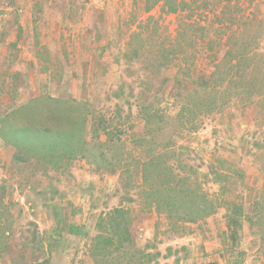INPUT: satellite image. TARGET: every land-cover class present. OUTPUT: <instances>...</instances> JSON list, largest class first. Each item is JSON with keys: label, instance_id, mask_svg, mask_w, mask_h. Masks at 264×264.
Segmentation results:
<instances>
[{"label": "rangeland", "instance_id": "rangeland-1", "mask_svg": "<svg viewBox=\"0 0 264 264\" xmlns=\"http://www.w3.org/2000/svg\"><path fill=\"white\" fill-rule=\"evenodd\" d=\"M145 1L0 0V117L39 95H72L88 101L90 124H108L134 163L144 158L139 149L133 153L144 124L139 109L151 103L176 114L179 68L174 63L154 73L143 58H125L132 32L150 35L158 22L174 35L180 17L189 16L207 28L197 59L207 74L233 32L250 23L252 34L264 35V0H187L191 7L178 13H162L160 4L145 11ZM210 38L219 39L213 50ZM258 49L264 51V38ZM239 96L243 102L232 100L197 131L185 132L194 163L202 162L204 188L219 206L178 230L142 206L124 171L98 170L79 158L66 170L37 172L15 162V148L0 140V264H95L99 222L118 206L129 210L136 248L161 251L158 264H264V236L246 218L253 199H264V95H256L253 109L241 106L249 95ZM235 211L242 219L236 240L227 229Z\"/></svg>", "mask_w": 264, "mask_h": 264}, {"label": "trees", "instance_id": "trees-1", "mask_svg": "<svg viewBox=\"0 0 264 264\" xmlns=\"http://www.w3.org/2000/svg\"><path fill=\"white\" fill-rule=\"evenodd\" d=\"M146 1L145 11L157 4L162 13L191 7L187 0ZM155 26L150 35L141 30L132 32L124 56L128 60L143 58L144 69L152 68L154 73L175 63L179 68L174 79L179 109L176 114H168L154 104L141 105L144 124L135 141L140 147L134 145L133 153L139 149L144 158L134 157V163H128L130 156L121 139L104 122L90 124L92 109L88 101L72 95H39L12 107L0 117V140L15 148V162L33 171L66 170L79 158L98 170L124 171L128 185L138 188L142 206L164 214L171 227L178 230L179 224L202 221L219 206L204 188L199 170L202 162L194 163L197 157L189 142L183 140L185 132L197 131L206 117L223 112L239 95H249L241 106L253 109L256 95H264V51L258 49L264 35L261 31L252 34L250 23L233 32L207 74L197 68L199 45L207 37L205 25L181 16L174 35L160 31L158 22ZM209 43L208 50H213L219 39L210 38ZM120 95L114 93L116 98ZM100 133L105 134L104 140ZM252 203L253 212L246 218L253 232L264 236V199L255 198ZM228 218L229 235L236 240L242 219L237 211ZM130 226L129 210L123 206L102 215L99 232L92 240L95 264H158L161 251L137 249ZM69 230L79 233L80 227L70 224Z\"/></svg>", "mask_w": 264, "mask_h": 264}]
</instances>
